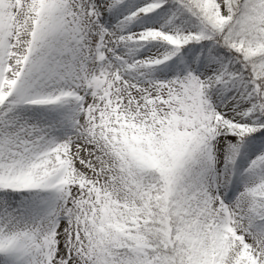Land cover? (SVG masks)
<instances>
[{"label": "snow or ice", "instance_id": "6c2138e0", "mask_svg": "<svg viewBox=\"0 0 264 264\" xmlns=\"http://www.w3.org/2000/svg\"><path fill=\"white\" fill-rule=\"evenodd\" d=\"M0 264H264V0H0Z\"/></svg>", "mask_w": 264, "mask_h": 264}]
</instances>
